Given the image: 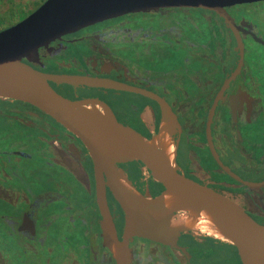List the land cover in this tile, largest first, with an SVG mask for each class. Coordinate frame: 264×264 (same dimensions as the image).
<instances>
[{
    "label": "flooded vegetation",
    "instance_id": "obj_1",
    "mask_svg": "<svg viewBox=\"0 0 264 264\" xmlns=\"http://www.w3.org/2000/svg\"><path fill=\"white\" fill-rule=\"evenodd\" d=\"M225 11L232 27L213 11L189 8L107 20L42 47L31 67L163 99L180 124L173 138L180 174L264 226V2ZM49 84L71 101L106 104L148 143L158 137L162 111L149 98ZM120 168L143 195L163 193L142 164ZM107 198L121 240L125 216L109 190ZM101 235L83 143L35 107L0 99V264H116ZM129 249L130 264H243L233 246L193 232L181 233L176 247L136 238Z\"/></svg>",
    "mask_w": 264,
    "mask_h": 264
},
{
    "label": "water",
    "instance_id": "obj_2",
    "mask_svg": "<svg viewBox=\"0 0 264 264\" xmlns=\"http://www.w3.org/2000/svg\"><path fill=\"white\" fill-rule=\"evenodd\" d=\"M259 2L264 0H47L20 23L0 31V99L35 107L83 143L94 165L102 243L114 256L116 264H130L129 246L136 238L176 247L181 233L192 232L171 229V222L178 215L165 206V198L170 192L178 193L199 211H209L229 241L221 242L237 249L243 264H264V226L224 195L180 174L177 153L171 164L148 145L151 139L121 125L106 104L96 100L71 101L59 95L49 83L74 90H109L149 98L162 111L160 127H166L173 139L180 124L163 99L146 90L110 80L44 74L31 67L33 58L42 47L63 36L129 14L169 8L203 9L217 13L232 27L233 21L226 8ZM238 44L242 50L240 38ZM241 64L234 78L240 73ZM212 151L220 167L233 176L219 162L213 148ZM128 163L142 164L153 180L163 187V193L156 198L138 193L120 168ZM120 177L130 183L138 197L121 188ZM108 190L125 216L121 240L109 210ZM187 215L194 216V213Z\"/></svg>",
    "mask_w": 264,
    "mask_h": 264
},
{
    "label": "bare ground",
    "instance_id": "obj_3",
    "mask_svg": "<svg viewBox=\"0 0 264 264\" xmlns=\"http://www.w3.org/2000/svg\"><path fill=\"white\" fill-rule=\"evenodd\" d=\"M148 145L157 150L171 164H174L177 147L175 141L168 135L166 127H160L158 137ZM118 183L125 192L138 197V194L127 184L124 178L120 177ZM165 206L178 215L172 220L171 229L178 231L187 229L217 241L229 242L209 211H199L193 208L178 193L170 192L165 198ZM191 211L194 216L187 215L192 213Z\"/></svg>",
    "mask_w": 264,
    "mask_h": 264
},
{
    "label": "rangeland",
    "instance_id": "obj_4",
    "mask_svg": "<svg viewBox=\"0 0 264 264\" xmlns=\"http://www.w3.org/2000/svg\"><path fill=\"white\" fill-rule=\"evenodd\" d=\"M21 1V5H15V6H11V8H9V11H7L6 13H4L2 16H0V31H2L3 29H7L10 27V25H16L18 23H20L21 21H23L25 18H27L29 15H31L32 13H34L41 5H43L47 0H19ZM3 3L0 2V5H2ZM162 121V119H161ZM90 170H92V166L89 165ZM123 170V169H122ZM124 171V170H123ZM126 173V171H124ZM92 173V171H91ZM127 174V173H126ZM128 179L131 181V179L128 177ZM127 184L129 186L130 183L128 181H126ZM131 183L133 184V182L131 181ZM133 186L135 187V185L133 184ZM135 189L137 190L138 193H140V191L135 187ZM143 197H146L148 195H143L142 193H140ZM198 234V233H197ZM71 243L72 244H76V242H78V240L74 239V237H71Z\"/></svg>",
    "mask_w": 264,
    "mask_h": 264
},
{
    "label": "trees",
    "instance_id": "obj_5",
    "mask_svg": "<svg viewBox=\"0 0 264 264\" xmlns=\"http://www.w3.org/2000/svg\"><path fill=\"white\" fill-rule=\"evenodd\" d=\"M36 1V0H34ZM0 2H2L3 4L0 5V16H2L4 13H6L7 11H9V8H11V6H15V5H21V1L19 0H0ZM37 2V1H36ZM15 4V5H14ZM13 25H10V27H12ZM4 30V29H3ZM124 126V125H123ZM136 132V131H135ZM137 134H139L138 132H136ZM140 135V134H139ZM142 136V135H141ZM144 137V136H142ZM145 138V137H144ZM147 139V138H146Z\"/></svg>",
    "mask_w": 264,
    "mask_h": 264
}]
</instances>
